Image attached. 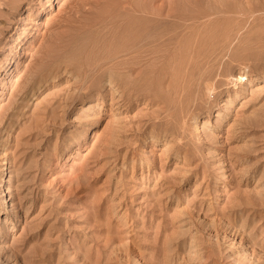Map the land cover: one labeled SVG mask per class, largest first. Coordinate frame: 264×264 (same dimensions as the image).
I'll use <instances>...</instances> for the list:
<instances>
[{"label": "rangeland", "instance_id": "obj_1", "mask_svg": "<svg viewBox=\"0 0 264 264\" xmlns=\"http://www.w3.org/2000/svg\"><path fill=\"white\" fill-rule=\"evenodd\" d=\"M108 1L19 0L2 27L0 264H264V0H178L202 15L214 90L175 95L160 69L122 94L54 64L31 90Z\"/></svg>", "mask_w": 264, "mask_h": 264}, {"label": "bare ground", "instance_id": "obj_2", "mask_svg": "<svg viewBox=\"0 0 264 264\" xmlns=\"http://www.w3.org/2000/svg\"><path fill=\"white\" fill-rule=\"evenodd\" d=\"M16 1L19 0H0V32L2 27L8 28L12 24L11 13L16 8ZM106 3L108 4H105L104 9L98 7L80 27H73L66 38L48 48L40 67L38 66L40 78L33 81L31 90L39 91L51 79L48 77V67H52V64L53 69L62 65L69 67L70 71L79 73L83 80L89 81L90 86L107 82L122 94H126V90L130 93L136 89L153 90L150 76L160 69L168 79L162 81L161 87L179 78L185 80V84L174 91L175 95H182L186 82L188 87H196L194 93H202L203 85L210 90L215 89L212 81L219 75L214 70V64L210 67L205 64L211 62L208 60L211 56H201L199 52L202 32L197 23L202 16L199 12L190 13L189 7L178 3V0L159 6L147 0ZM201 14L209 15L210 12ZM31 21L34 24L40 23L37 18ZM15 27L19 28L17 23ZM187 35L192 38L188 40ZM221 46L223 48L225 44ZM152 66L158 69L151 68ZM176 68H185L187 72L183 75L170 72V69ZM89 71L93 73L89 74ZM246 72L247 66L240 68L231 81L235 87L244 82ZM54 76L51 73V77ZM2 85L0 95L8 87L5 83ZM136 85L139 87L136 88ZM10 163L7 159L3 165ZM197 241L191 237L190 243Z\"/></svg>", "mask_w": 264, "mask_h": 264}]
</instances>
